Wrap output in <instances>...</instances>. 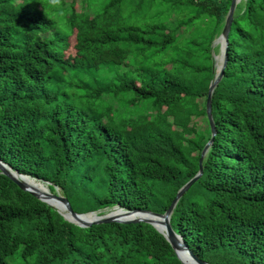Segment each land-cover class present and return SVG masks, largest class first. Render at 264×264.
<instances>
[{
  "label": "trees",
  "instance_id": "16d2710c",
  "mask_svg": "<svg viewBox=\"0 0 264 264\" xmlns=\"http://www.w3.org/2000/svg\"><path fill=\"white\" fill-rule=\"evenodd\" d=\"M230 3L0 0V161L59 188L77 213L164 212L211 136L213 42ZM211 115L202 174L170 225L209 264H264V0L235 5ZM15 254L24 264H183L150 223L80 227L0 172V264Z\"/></svg>",
  "mask_w": 264,
  "mask_h": 264
},
{
  "label": "water",
  "instance_id": "95a60500",
  "mask_svg": "<svg viewBox=\"0 0 264 264\" xmlns=\"http://www.w3.org/2000/svg\"><path fill=\"white\" fill-rule=\"evenodd\" d=\"M239 0H231L226 18H225V22H224V26L222 28V31L220 33V35L214 40L213 45L218 44L217 41L219 40L220 43L219 45V64L216 66V73L212 79V81L209 84L208 87V93H207V97H206V115L208 118V122H209V126L211 129V136L210 139L207 141V143L204 145L201 153H200V157L198 160V171L197 173L190 178L186 183H184L179 190L176 192L174 198L172 199V201L170 202L169 206L166 208V210L162 213L159 212H153L150 210H123L121 207H119L118 205L114 206L113 208L118 209L122 212L121 215L118 216H114L111 215L109 213H105V214H97L98 211H90L87 213H77L75 212L69 202L68 199L65 196L59 195L58 193H49V196L52 198H56L58 199L60 202H62L64 209L71 215V216H78L81 214H95L94 218H92L91 220H87V221H81V222H76L66 216H64L62 213H60L57 209V211L68 221L80 226V227H88L92 224H97V223H103V222H111V221H116V222H138V221H143V222H147L150 223L152 226L155 227V229H157L160 233H162L157 226L155 225L154 221L152 220L151 217L148 216H144V215H150V216H156L161 218V221L163 223V227L165 230V234L162 233L164 235V237L166 238V240L170 243L171 247L173 248V250L175 251L177 257V250L182 248L185 249V251L188 252V254L190 255V257L194 260V262L196 264H209L199 258H197V256H195L192 251L190 249H188L187 245L185 244V242L183 241L182 237L178 234H176L171 225H170V216L171 213L173 211V208L176 204V202L178 201V199L182 196V194L198 179V177L202 174V159L204 154L206 153V151L208 150V147L210 146V144L213 141V136L215 134V127H214V123L212 120V115H211V94L216 86V84L219 82V80L222 77L223 74V69L224 66L226 64V59H227V44H228V31L230 28V24H231V20H232V15L235 9V5ZM218 55H215V60H218L217 58ZM0 172L5 174L6 176H8L9 178H11L21 189L26 190L28 192H30L32 195H34L35 197H37L38 199H40L41 201H44L45 203H47L49 206H51L47 200H45L43 197H41V195L28 187V185L20 180L18 177H22V176H27V175H23L20 174L14 170H12L8 165H6L5 163H3L2 161H0ZM18 176V177H17ZM30 177V176H28ZM56 190V188H55ZM52 207V206H51ZM178 259L185 264L179 257Z\"/></svg>",
  "mask_w": 264,
  "mask_h": 264
},
{
  "label": "bare ground",
  "instance_id": "6f19581e",
  "mask_svg": "<svg viewBox=\"0 0 264 264\" xmlns=\"http://www.w3.org/2000/svg\"><path fill=\"white\" fill-rule=\"evenodd\" d=\"M217 43L219 44L220 41L218 40ZM218 60H216L217 64L216 66L219 64V58H220V55L217 56ZM18 177V176H17ZM20 180L24 181L29 188L37 191L41 197H43L45 200H47V202L55 209H57L60 213H62L64 216L76 221V222H81V221H87V220H91L92 218H94L95 214H81V215H78V216H71L65 209H64V206L62 204V207H58L57 205L54 204V202L52 201V199L50 198L49 196V192L47 187L45 185H42L41 183L37 182L36 180H34L33 178L31 177H28V176H22V177H18ZM113 210L112 211H109L108 213L111 214V215H114V216H118V215H121L122 212L118 209H114L112 208ZM144 216H148V217H151L152 220L154 221L155 225L157 226V228L165 234V230H164V227H163V223L161 221V218L159 217H156V216H150V215H144ZM177 254H178V257L185 263V264H196L194 262V260L190 257V255L188 254L187 251H185V249H178L177 250Z\"/></svg>",
  "mask_w": 264,
  "mask_h": 264
},
{
  "label": "rangeland",
  "instance_id": "374dc122",
  "mask_svg": "<svg viewBox=\"0 0 264 264\" xmlns=\"http://www.w3.org/2000/svg\"><path fill=\"white\" fill-rule=\"evenodd\" d=\"M69 44L68 46H65L64 48V56L67 58V59H70V58H73L76 56V51H75V48L73 46V37L70 38V40H68ZM218 45V44H217ZM219 55V54H217ZM215 63L217 64V62L215 61ZM219 63V62H218ZM193 122H195L196 124H198V128H201L203 125H204V121L202 118L200 117H197V118H194L193 119ZM34 180H36L37 182L41 183L42 185H45L47 187V183L43 182V181H40V180H37L35 178H33ZM48 188V187H47ZM50 191V190H49ZM50 193H58L59 195H62L63 194L61 193L60 189L59 188H56V190L54 192H51ZM113 208V207H112ZM112 208H108V209H105L102 211V214H105V213H108L109 211H112L113 209ZM115 209V208H114ZM123 209V208H122ZM125 210V209H123ZM97 214H99L97 212ZM7 262L8 264H24L21 262L18 254H15L13 256H10L8 257L7 259Z\"/></svg>",
  "mask_w": 264,
  "mask_h": 264
}]
</instances>
